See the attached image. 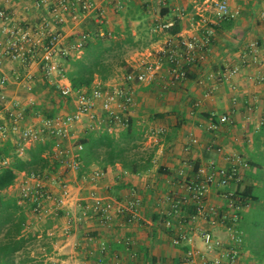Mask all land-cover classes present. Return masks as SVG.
Here are the masks:
<instances>
[{
    "label": "crops",
    "instance_id": "crops-1",
    "mask_svg": "<svg viewBox=\"0 0 264 264\" xmlns=\"http://www.w3.org/2000/svg\"><path fill=\"white\" fill-rule=\"evenodd\" d=\"M119 1L122 4L120 9L114 7V0L104 4L106 11L103 27L110 36L100 38L120 39L122 47L111 57L110 61L114 66L112 76L105 81L96 76L91 89L98 85L106 86L121 81L125 74L123 65L127 64L131 68L142 53L151 52L157 56L159 49L171 35L155 31L153 19L159 17L164 21H172L173 18H177L180 24L178 34L188 36L199 31L195 8L203 0H169L168 6L160 8L156 7L152 0ZM33 2L34 0H0V8L10 12L13 24L31 27L34 37L39 38V26L44 18L52 19L46 8H33L31 6ZM228 2L231 8L239 11L238 15L215 26V34L206 60L201 65L191 68L186 79L171 84L168 78L158 77L151 83L138 84L134 87V103L130 105L128 113L135 120L137 129L143 131V139L139 146L132 150L130 157L137 161L152 157L149 168L132 173L124 169L120 162L107 165L105 169L92 164L86 174L95 169L103 172L95 181L84 179L79 172L69 169L63 163L56 173H51L60 180L72 184L73 192L80 204L91 201L92 194L124 201L137 193L142 200L140 206L142 218L132 224L121 218L111 228L105 230L100 228L98 220L92 217L86 221H77L69 235L63 232L65 222L63 215L47 218L44 222L49 221L50 224L41 230L35 226L43 221L34 222L28 218L25 234L28 235L30 229L36 230L37 232L33 233L36 234L35 240L38 242L46 233L50 236L41 244L39 256L32 254L35 261H41L42 264H82L83 261H87L88 264H95L98 261L100 264H197V259L191 263L186 257L189 245L173 244L171 241L173 232L165 226V218L169 217V214L165 213L167 212L165 198L168 195L177 197L182 195L178 184L182 177L181 173H189L210 159L215 160L220 166L229 167L233 162V156L236 155L249 164L247 167H239L240 180L237 190H241L247 184L259 186L263 184L253 179V174L257 171L255 167L250 166V161L255 155L258 158L264 155V135L257 141L259 147L255 138L264 125V80L260 82L257 80L260 76L264 77V18L261 17L264 0ZM162 8L165 14H161ZM177 8H184L185 16L180 17ZM95 18L96 16L91 14L80 22H74L67 17L61 25L67 41L74 40L82 31H94L98 25ZM7 39L8 34L0 27V41L3 46ZM96 39L92 38V41L95 43ZM253 42H257L256 50L252 47ZM253 50L257 54L256 60L253 58ZM83 55L84 50L72 58H80ZM62 61L65 64V59ZM234 66L239 68L238 71L229 78L224 77L226 70ZM18 73L24 79L19 80ZM25 74L32 75L29 82L31 89L25 87L27 82ZM3 76L7 78L5 92L11 99L20 101L25 109L24 124L38 126L44 113H53L56 106L60 107L59 91L56 85L45 77L39 59L24 67L0 53V78ZM70 107H72L70 110L60 107L54 116L75 109L72 97ZM97 111L104 113L99 102ZM222 115H227L229 121L220 123L219 118ZM210 118L218 123L214 130L207 128ZM104 124L92 128L91 121L84 116L73 125L71 136L64 144L66 147L71 146L75 151V143L86 135H97L107 131L119 138L124 129L123 127L109 131L107 122ZM159 128H164L165 131L161 134H152V131ZM192 137L197 138V143H191ZM47 140L52 142V150L55 141L53 138ZM7 141L0 137V146ZM49 156L53 158L52 153ZM24 173L19 172L16 179L22 177ZM7 193L14 195L13 185ZM210 200L214 203L220 202L215 192L210 194ZM250 205L249 203L246 207ZM80 211L77 205L73 209L76 215H79ZM198 226L203 229L212 228L204 221L199 222ZM126 236L132 240L128 246L124 241ZM100 240L107 242L108 249L105 253L98 251ZM196 244L201 245L198 241ZM247 245L246 240L241 255L242 264H246L247 259L249 263L253 262L247 256L249 255Z\"/></svg>",
    "mask_w": 264,
    "mask_h": 264
},
{
    "label": "built area",
    "instance_id": "built-area-1",
    "mask_svg": "<svg viewBox=\"0 0 264 264\" xmlns=\"http://www.w3.org/2000/svg\"><path fill=\"white\" fill-rule=\"evenodd\" d=\"M152 1L158 8L169 4V0ZM110 2L113 0H34L31 6L36 9L46 8L52 19L44 18L39 26L41 40L34 37L31 27L13 24L10 12L0 8V27L8 34L4 46L0 41V53L24 67L39 59L47 80L54 83L63 96L72 97L75 105V109L68 113L42 117L38 126L24 124L25 109L20 101L7 95L4 90L7 78L1 77L0 137L12 141L14 152L18 156H26L28 149L37 142L53 138L55 142L51 150L52 157L69 169L79 172L81 163L77 159L76 150H81L82 145H75L73 151L71 146L66 147L64 144L70 138L71 129L76 122L86 116L91 121L92 128L106 122L109 131L127 126L129 108L134 103V87L138 84L151 83L158 77L168 78L171 84L186 79L191 68L201 65L206 60L215 34V26L221 21L235 18L239 13L237 9L230 7L228 0H203L195 8V14L198 16L196 23L198 33L194 32L188 36L177 33L175 36L167 37L157 56L151 52L142 53L140 59L123 75L121 81L106 86L98 85L91 91L86 89L76 91L65 73L66 67L62 60L81 54L89 39L110 36L103 27L106 11L104 4ZM113 5L116 9L122 7L119 0H114ZM177 9L180 17L185 16L184 8ZM91 14L96 16L95 21L98 24L96 29L82 31L74 40L67 41V36L61 29L67 17L74 22H80ZM261 17L264 18V10L261 11ZM172 24L173 21H164L158 17L153 29L161 32ZM252 47L256 50L257 42H253ZM253 58L255 60L257 58L255 51ZM238 69L237 66L229 68L223 76L229 78ZM25 77L27 80L25 87L31 89L29 82L32 75L25 74ZM17 78L24 79L19 73ZM257 80L263 81L264 77L260 76ZM98 102L103 114L97 111ZM227 121H229L227 115L219 118L220 123ZM217 127L218 123L210 118L207 128L214 130ZM164 131V128H159L152 131V134H161ZM191 143H197V138L192 137ZM232 161L231 166L225 167L210 159L189 173L182 172L181 180L178 182L182 195L178 197L168 195L165 198L167 204L165 213L169 214V217L165 218V226L173 232L171 240L173 244L189 245L186 257L191 263L197 259V264H242L241 255L246 240L239 223L241 212L249 202L240 197L237 184L240 180L239 167H247L249 164L236 155ZM10 162V156L0 157V169L8 166ZM102 175L101 170L95 169L90 174L83 173L82 177L95 181ZM13 190L18 203L28 208L29 220L41 222L63 215L65 218L63 232L68 235L77 221H86L92 217L97 219L100 228L105 230L111 228L121 218L129 224L142 218L140 211L142 200L137 193L124 201L92 194L91 201L80 204L75 197L72 184L60 180L51 173L25 172L22 177L15 180ZM212 192L219 197V203L210 200ZM76 205L81 209L79 215L73 212ZM201 221L207 222L212 228H201L198 226ZM177 226L180 227L177 229ZM124 241L128 246L132 240L126 236ZM197 241L201 245H197ZM107 249V242L100 240L99 253H105ZM82 264L88 263L83 261Z\"/></svg>",
    "mask_w": 264,
    "mask_h": 264
},
{
    "label": "trees",
    "instance_id": "trees-1",
    "mask_svg": "<svg viewBox=\"0 0 264 264\" xmlns=\"http://www.w3.org/2000/svg\"><path fill=\"white\" fill-rule=\"evenodd\" d=\"M161 14H165L163 8ZM156 20L157 18L152 20L153 26ZM172 21V26L163 31L169 35H175L180 31L179 20L173 18ZM121 41L98 37L94 43L92 39H89L82 57L65 58L67 67L65 73L72 88L76 91L90 90L96 76L104 81L111 77L114 66L110 60L113 53L121 49ZM123 66L125 73L130 70L127 64ZM59 94L60 107L70 110L72 108L70 97L63 96L60 92ZM60 107L56 106L53 113L43 115L53 117ZM142 133L143 131L135 126V120L129 116L127 126L121 131L119 138L107 131L80 138L75 143L82 145V149L76 152L77 159L81 163L79 174L88 172L92 164L105 169L107 165H114L117 162L122 163L124 169L132 173L146 170L151 165L152 157L144 161H137L130 157L132 150L137 148L143 139ZM262 135H264V125L255 136L256 144ZM47 141L37 142L28 149L24 157L14 152V145L9 140L0 146V157L10 156L11 158L10 164L0 169V264H42L41 261H35L29 252V245L35 239L36 234L24 233L29 217L28 208L19 204L16 196L8 194L7 191L14 184L19 172H57L61 163L49 156L52 142ZM257 147H259L258 144ZM250 164L257 171L253 174V179L263 184L261 186L247 184L239 190V195L243 200L249 201L250 204L253 203L247 212H241L239 228L249 237L246 248L250 253L249 258L253 261L249 264H264V155L260 158L255 155Z\"/></svg>",
    "mask_w": 264,
    "mask_h": 264
},
{
    "label": "rangeland",
    "instance_id": "rangeland-1",
    "mask_svg": "<svg viewBox=\"0 0 264 264\" xmlns=\"http://www.w3.org/2000/svg\"><path fill=\"white\" fill-rule=\"evenodd\" d=\"M128 55H129V53H128ZM251 166V165H250ZM8 194H10V193H8ZM253 205V203H251V205L250 206H252ZM248 209H249V207H246V209L244 210V211H248ZM51 221V220H50ZM41 223H43L44 225H42ZM41 223H38V224H36V229L38 228V230L40 229H42L45 225H49L50 224V222L48 221V223L47 222H41ZM48 227V226H47ZM49 231H51V230H49ZM33 232H37L36 230H34V229H30L29 231H28V234H34ZM39 232V231H38ZM242 233H243V235H244V237H245V239L248 241L249 240V237H248V235L244 232V231H242ZM40 235L41 236H43V233H41L40 232ZM46 235H47V233H46ZM45 235V237H41L42 238V240L40 241V242H38V240H35L36 239V237H35V239H33V241H32V243L29 245V252H30V255L32 256V254H34L35 256H39V248H40V246H41V244L43 243V242H46L47 240H48V238L50 237L49 235H47L46 236ZM46 244V243H45ZM247 252H249L248 250H247ZM247 256H250V253H249V255L247 254ZM32 258H34V257H32ZM45 258V257H44ZM248 260V259H247ZM247 260H245L246 261V264H249V261H247Z\"/></svg>",
    "mask_w": 264,
    "mask_h": 264
}]
</instances>
